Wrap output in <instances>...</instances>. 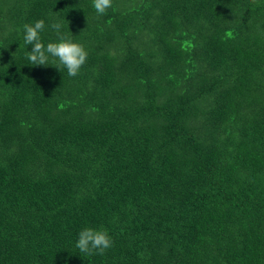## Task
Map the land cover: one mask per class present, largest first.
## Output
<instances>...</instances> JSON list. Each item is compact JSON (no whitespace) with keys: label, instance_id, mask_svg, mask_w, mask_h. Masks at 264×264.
<instances>
[{"label":"trees","instance_id":"16d2710c","mask_svg":"<svg viewBox=\"0 0 264 264\" xmlns=\"http://www.w3.org/2000/svg\"><path fill=\"white\" fill-rule=\"evenodd\" d=\"M0 264H264V0H0Z\"/></svg>","mask_w":264,"mask_h":264},{"label":"clouds","instance_id":"9594fccd","mask_svg":"<svg viewBox=\"0 0 264 264\" xmlns=\"http://www.w3.org/2000/svg\"><path fill=\"white\" fill-rule=\"evenodd\" d=\"M112 2L113 0H93V7L98 14H105L112 7ZM50 27L56 32L57 41L45 46L41 39V33L45 30L43 19L23 25L24 43L31 45V51L26 53L29 64L48 66L49 57H55L67 70L68 76H77L87 61L88 52L82 44L74 42L62 32L63 25L60 22H54ZM113 243L106 230L85 227L79 232L75 246L81 253L104 255Z\"/></svg>","mask_w":264,"mask_h":264}]
</instances>
